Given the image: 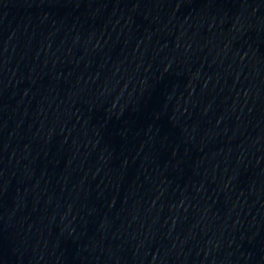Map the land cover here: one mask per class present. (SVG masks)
Returning <instances> with one entry per match:
<instances>
[{
  "label": "water",
  "instance_id": "obj_1",
  "mask_svg": "<svg viewBox=\"0 0 264 264\" xmlns=\"http://www.w3.org/2000/svg\"><path fill=\"white\" fill-rule=\"evenodd\" d=\"M0 264H264V0H0Z\"/></svg>",
  "mask_w": 264,
  "mask_h": 264
}]
</instances>
